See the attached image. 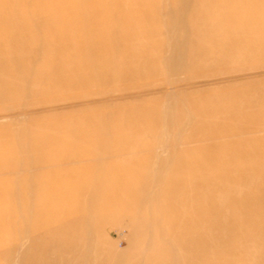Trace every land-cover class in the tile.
<instances>
[{
  "label": "rangeland",
  "instance_id": "374dc122",
  "mask_svg": "<svg viewBox=\"0 0 264 264\" xmlns=\"http://www.w3.org/2000/svg\"><path fill=\"white\" fill-rule=\"evenodd\" d=\"M146 3L143 12L142 4ZM170 4L172 0H0V167H4L0 171V264H19L16 253L24 211L18 208L17 196L30 201L36 196L46 205L53 201L57 206L71 195H55L50 189L76 191L89 183L116 191L142 186L151 190L160 184L161 198L155 194L157 199L152 200L160 209V227L152 228L158 237L148 240L150 249H156L153 259L158 262L172 257L166 245L172 242L169 248H177L179 256L186 258L184 264H237L236 257H225L226 251L237 244H226L225 239L238 235L243 244L252 240V244H245L248 247L257 240L259 251L249 262L263 263L264 128L255 133L230 130L222 139H213L211 132L225 125L233 129L237 121L264 124V52H236L211 63L210 55L204 59L202 54L210 44L211 33L220 35L228 23L218 22V11L224 9L211 7L210 12V6L200 1L185 11L183 18L173 21L168 15ZM117 9L132 16L113 14ZM242 9L259 17V28L264 26V8ZM134 11L139 13L134 15ZM176 14L180 17L181 12ZM254 37L258 44L264 42V32ZM176 41L187 43L183 50L192 63L174 72L165 62H157L158 57H152L160 52L162 42L167 57ZM135 42L140 44L141 53L133 58L125 52L126 46L130 49ZM11 48L17 49L10 54ZM15 52L20 58L12 59ZM198 56L203 59L195 61ZM79 134L99 138V143H103L100 139L114 138L115 143L108 141L113 145L109 159L102 160L95 149H87L82 150L87 155L83 162L41 174L34 169L17 173L11 168L20 159L33 162L38 156L72 153L68 142H54V138L60 141ZM226 162L228 169L223 167ZM221 174L228 183L219 186L218 182L215 191L211 184L208 191L200 184L187 183L189 176L208 183L224 177ZM34 180L41 185L38 191L27 184ZM239 184L249 192L247 196ZM236 186L242 193L238 194L239 188L236 192ZM226 191L234 201L242 197L236 200L239 204L248 196L260 199L250 198L248 204H238V208L225 204L220 213L209 210L208 228L202 210L219 202V193ZM187 200L189 213L198 224L194 232L188 225L189 215L182 211ZM126 202L129 204L131 198ZM46 214L37 211L34 216L32 212L30 226L33 219L39 221V216L44 219ZM115 216L119 218L117 224L105 229L112 248L129 252L132 241L139 245L147 241L140 228L142 220L133 221L131 215L119 211ZM226 216L243 221L242 227H250L256 237L249 235L245 240L239 229H228L227 224L218 227L216 222ZM153 218L151 215V221ZM135 223L140 229L134 227ZM47 229L52 231L53 226L48 224ZM210 229L216 232L213 237ZM204 231L209 238L206 256L184 248L188 236L196 234L201 240ZM24 242V248L31 244L28 238ZM34 252L42 254L41 250Z\"/></svg>",
  "mask_w": 264,
  "mask_h": 264
},
{
  "label": "bare ground",
  "instance_id": "6f19581e",
  "mask_svg": "<svg viewBox=\"0 0 264 264\" xmlns=\"http://www.w3.org/2000/svg\"><path fill=\"white\" fill-rule=\"evenodd\" d=\"M200 1L206 3V4H208V6H210V12H211V7L214 10H215V8L219 9L218 7L223 8L224 10L221 9V11H218L219 12V21L218 22H220V23L224 22V21L228 22L223 27V29H222L223 32L222 33L220 32L221 33L220 35L211 33L212 36L210 37V44H208V45L206 44V46L204 48L205 49L204 53L202 54V57L204 59H206L208 57V55H210V62L213 63L214 61H216V59L217 60L223 59L225 57L230 56L231 54H234V53L236 54V52H241L242 53V54L240 53L241 55H243V54L244 55H247V54L251 55L254 52H258V51L264 52V42L262 44H258L254 39L255 38L254 35H256L258 32H264V26L259 28V26L256 25V22H257L256 20L259 17L256 18V16H254V14H251L248 11L247 12L244 11L245 13L242 11L243 10L242 8H245V7L264 8V0H172V4H170L172 9L168 13L169 18H171L173 21L177 20V18L178 19L181 17L183 18V16L185 15L184 12L185 11L188 12L190 10L191 6H194L195 4H197ZM142 5H143L144 9L148 7L147 3H146V5L145 4H142ZM145 11H146V9L143 12H145ZM177 12H181V14H179L180 17L177 16V14H176ZM112 13L113 14H115V13L119 14L121 17H124V18L132 16V15L129 16V13H126V12L123 13V11L120 9L119 10L117 9V11L114 10V12H112ZM131 13L135 15V14H138L139 11L138 12L134 11ZM128 23L131 25V22H128ZM131 26H134V25H131ZM159 45H160V43H159ZM163 46H164V44L162 42L160 47L158 48L160 52L156 53L155 57H152V59L158 57L155 60H157V62L160 61L161 63L165 62L168 65L169 71H174V72L179 71L180 69L188 67L187 65L192 63L190 56L186 55V53H185L186 49L183 50V48H187L186 42L176 41L172 46H170L171 47L170 54L167 57H165L163 54L164 53L163 50H165L164 49L165 47H163ZM126 47H128V48L126 49L125 53H126V55H128L130 57L132 56L133 58H136V56H139L140 55L139 53H141V52H139L140 44H138V42L137 43L135 42L134 44H130V49H129V46H126ZM15 49H17V48H14V51H15ZM0 51H1V47H0ZM14 51L11 48L10 54H12ZM1 52H0V55H1ZM10 54H8L7 56L2 55L3 57H1V58H4V57L6 58ZM20 56L21 55L19 52H18V54L15 52L11 57L13 59V58H17V57L20 58ZM202 57L198 56V57H196V59H194V58L193 59L195 61L197 59L201 60ZM262 113H264V112H262ZM262 113H260V115ZM237 122H238L237 125L236 124L232 125L233 129L229 127L230 125L215 127L214 128L215 130H213L211 132V134H213L212 136H214L213 139H219L221 137H225V136H227V134H229L230 130L234 131V129L243 130L242 131L243 133H244V131L245 132L249 131L250 133L251 132L255 133V131L259 132V130L262 131L261 129L264 128V124H262V123L261 124H256V123L244 124L243 122H239V121H237ZM239 133H241V132H239ZM109 140H111L110 143H113V142L115 143V141H116L114 138H107V139L105 138V141L100 139V141H102L103 143H99V138H95L93 136L87 137V136L80 135V134L75 135L74 138L62 139L60 141H59V139L56 140V138H54V142H62V141L68 142L69 147L72 148L74 150V152L67 153V154H61L58 157L53 156V155L52 156H46V157L38 156L33 162L20 159V160H17L16 162H14L13 163L14 165L12 164L13 166L11 168L14 169L13 171L17 172V173H19V172L23 173L27 170L33 171V169H34L35 172H39V174H41L42 171L46 172V170L56 169L60 166H64L67 164H79V163L83 162V160L86 158L87 155H84L83 154L84 152L82 150H87V149H95L96 153H98V154L100 153L99 158H101L102 160H108L109 157L107 155L109 154V152H111V149L113 148L112 147L113 145L110 146L111 144L108 142ZM98 144H99V146H98ZM75 152H78V153H75ZM22 159H24V158H22ZM225 164H226V166H223L224 164L222 166L226 167L228 169L227 162ZM248 164L251 165V163H248ZM261 165H262V163H261ZM229 167H231V166H229ZM3 168L4 167L1 166L0 171H3L4 170ZM248 168H249V166H248ZM245 169L242 170L243 174L246 171ZM248 171H249V169H248ZM259 171H260V169H259ZM44 172H42V173H44ZM227 172L229 173L228 170H227ZM232 173L233 172H231V174ZM263 173H264V171H263ZM224 174H221L220 176L222 177V175L224 176ZM243 174H242V176H243ZM259 174H260V172H259ZM245 175H247V177H248L249 174H247V171H246ZM228 176H229V174H228ZM236 176L238 179V177L240 176V173H239V175H236ZM207 179H208V176H207ZM226 179L227 178L225 176L222 178L219 177V179L215 178V179L210 180V182L207 183L208 180L207 181H198L195 177L189 176L187 183H189L190 185L200 184L203 188L205 187V189L208 191L210 190V184H211L212 185L211 187L213 188V190H212V188H211V190L215 191L216 184L218 182H219V186H220V184H227L228 183V181ZM249 179L251 180L250 177H249ZM23 181H25V180H23ZM232 181H233V179H232ZM241 181H243V180H241ZM233 182H235V180ZM246 182L248 183V181H246ZM184 183H186V182L184 181V182L180 183L179 186H181L182 184L184 185ZM250 183L253 184L252 182H250ZM27 184L31 187L37 188V191L41 188L40 183L38 181H35V180L34 181H28ZM251 184H248L249 186L245 185L246 187H248L247 189H250ZM224 186H226V185H223L222 188H225ZM238 186H240V188L244 187L240 184ZM159 187H160V184L155 186V188H153L151 190H149V189L147 190L145 187L142 186V187H138V189H131V190L124 189V190H119V191L117 190L116 191V190L111 189V188H110L111 190L110 189L104 190L102 187L99 186V183H93V184L89 183V184H86V185L79 187L76 191L67 190V189L63 190V189L52 188V189H50L52 194L53 193L55 195L59 194V196H61V195L63 196L66 194L71 195V196L67 197L68 201H66V202L63 201L61 204H59L57 206H54L52 204L53 201L51 202V204L46 205L44 202H41L38 198H36V196L32 197L31 201L28 198L17 196L16 201L18 203H20L18 208H19V210L25 212V213L23 212L21 214L24 218L23 222L19 228L20 235H22V237H21L22 239H21V242L19 244L20 248H18L19 253H16V255H19V261H18L19 264H184L183 260H186V258H183V256L182 257L179 256L177 248H175V247L173 249L169 248V246H171L172 242H168L166 244L168 246L167 248L169 250V253H173L171 258H169L168 260H166L164 262L163 261L158 262V261L153 259L154 253H156V249H155V247L150 249L152 247L151 246L152 244L148 240L150 239V241H151V239H153V237H155V236L158 237L157 231L155 230V232L153 233L152 228H154L155 226H159L160 221L158 220V218H159V214H160L159 213L160 209H158L157 204H154V202L152 200L154 198L156 201L157 198H156L155 194H159L158 199L161 198ZM237 188H239V187L236 186V189H235L236 192H237ZM240 188L238 189L239 190L238 194L242 193ZM244 188L242 189L243 193L244 192L246 193L247 190ZM228 189H230V188H228ZM158 190H159V193H156ZM244 190H246V191H244ZM223 194L219 193V198H218L219 202H215L213 204H210V208L206 207V208H203V210H202L203 215L202 214L201 215H202V218L205 220V223H206L208 228L210 227L209 224H210V220H211V218H209L210 217V215H209L210 211H212V212L214 211L215 213L216 212L220 213L221 208L225 204L229 203L230 207L232 206L231 208H236V207L238 208L241 205L243 206V205L248 204V201L250 198H252V199L257 198L258 200L260 199V197L258 198L256 196H250V197L248 196L246 198V200H244V199H243L244 201L241 200L242 202H240V204H239V203H237L236 200L238 198L241 199L242 197L240 198L237 196L238 198L236 197L237 199L234 201L233 198H228L225 195V194H227V191H226V193L224 192ZM248 194H249V192H247L244 195L247 196ZM138 195L140 196L139 199H137ZM192 197H191V200H192ZM129 198H131V202L128 204L126 201ZM239 199H238V201H239ZM253 203H255V202H253ZM187 204H188V200L184 203L182 211H183V214H187V216L189 215L187 217L188 218L187 219L188 225H189V227H191L190 230H192L194 232L195 229L198 227V224L196 223V220L193 217H191V215L189 213V209L187 208ZM238 204L240 206H238ZM157 209H158V211H157ZM37 211L40 214L45 213V211H47V214L44 217V219L41 216H39L40 217L39 221L36 220V218H35V220L33 219L32 225L30 226L31 220L29 219V216H30V214H32V212H33L34 216H35V214L37 215ZM39 211H41L42 213ZM118 211L122 215L123 214L124 215H127V214L131 215L135 219L133 221L142 220L143 225L140 228H143V230L146 234L145 236L148 237L147 241L144 243L141 242L140 245L137 241H132L134 243L131 245L130 250L128 248L127 251H129V252L117 251V249L115 250L114 248L111 247V242L106 237V230L105 229H107L108 226H111L113 224H117V219H119V218L116 217L115 215H116V212H118ZM239 212L241 213V211H239ZM151 215H153L155 217L152 219V221H151ZM247 216H249V212H248ZM189 217H191V218H189ZM249 218H251V217H249ZM247 219H248V217H247ZM238 220L239 219L236 217L231 218L229 216H226L224 220H219L220 223L216 222L215 220H212L211 222L213 225H215V227H217L216 223H218V227L223 228V225L227 224L225 226L229 227L228 229H232V228L239 229L240 232L242 233V236H245L244 238L246 240L249 235H252V230L250 229V227H248L247 229L244 227L245 228V230H244V228L241 225L243 223V221L241 223V221H238ZM253 220H255L254 217H253ZM251 222L254 223V221H251ZM136 223H135L134 227L137 229H140V228H138V225L140 224V222H139V224H136ZM239 223H240V225H239ZM48 224H51V227L53 226V230H52L53 232L50 229L46 230V226ZM208 228L206 229V231H208ZM212 229H210V237L211 236L213 237L216 233ZM150 231L152 232V234L150 233ZM160 231L163 232L162 230H160ZM206 231H204V235H202V237L200 238L201 240L197 239L195 233H194L195 236L194 235L188 236L185 240L186 245H184V248H186L187 250H196V252H198V253L204 252L205 256H206L208 254L207 253L208 252L207 251L208 250L207 249V241L209 239ZM233 231L236 232L235 230H233ZM260 235H262V234L260 233ZM218 236L220 237V235H218ZM253 236L254 235H252V237ZM225 237H226V235H225ZM255 237H253V238H255ZM261 237L264 238V236H261ZM27 238H28V240H31V244L29 247L24 248L23 247V245H25L24 241ZM258 238H260L259 235H258ZM42 240H44V241H42ZM255 240L256 239H254L253 241H255ZM242 241L240 239V236H238V235H235V238L233 236L226 238L225 239L226 244H228L229 242H233V243H236L237 245L231 246L230 249L228 251H226V253L225 252L224 253H225V257H227V256L236 257L235 262L238 261L239 263L241 262L243 264H245V263L247 264V262L250 261V258L252 259V255L256 254L259 251L258 246H257V240L255 241L256 243H253L257 246V248H254L255 245H252L253 247H250V246L248 247L245 245L248 243L252 244L251 243L252 240H250V242H246V243L244 242L245 244H243ZM258 241H260V239ZM158 242H159V240H158ZM263 243H264V241H263ZM263 243H261V244L263 245ZM138 247H140V249ZM259 247H261V250H262V246L259 245ZM126 248H127V246H126ZM35 249H37L39 251L41 250L42 254L41 253L40 254L35 253L34 252ZM221 249H222V247H221ZM119 250H120V248H119ZM263 251H264V247H263ZM218 254L220 255L222 253H218ZM224 260H225V258L222 259V261H224ZM233 260H234V258H233ZM233 260H231V261L233 263H235ZM255 260L258 261V258H255ZM261 260L263 261V263H261V262L260 263L264 264V252L261 253ZM189 262H192V259L189 260ZM238 262H237V264H239ZM249 263L252 264V261ZM193 264H195V261H193Z\"/></svg>",
  "mask_w": 264,
  "mask_h": 264
}]
</instances>
